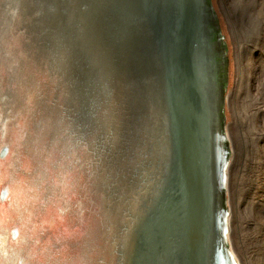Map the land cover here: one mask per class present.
Instances as JSON below:
<instances>
[{"label":"water","instance_id":"water-1","mask_svg":"<svg viewBox=\"0 0 264 264\" xmlns=\"http://www.w3.org/2000/svg\"><path fill=\"white\" fill-rule=\"evenodd\" d=\"M15 1L0 0V39L3 35L11 37L16 50L14 62L20 68L26 67L19 75L11 72L15 91L34 92L26 74L28 65L35 70L56 72L62 61L66 70L63 69L70 72L77 62L92 73L89 64L92 62L82 47L85 41L90 44L88 55L102 61L98 69L93 65L96 71L91 85L83 86L81 112L88 111L91 120L84 123L82 140H76L75 151L67 149L69 154L63 152L64 156L58 157V134L55 146L48 144L47 149L53 151L45 157L54 162L46 168L48 181L50 177L53 183L66 169L74 175L86 170L90 178L97 170L101 172L97 166L105 164L104 158L94 162L97 159L91 153L93 158L89 162L87 155L85 159L77 154L92 144L97 149L96 141L111 138L105 125V130H100L99 126L106 108L102 106L104 97V104L111 102L113 105V99L120 95L119 102L128 104L127 107L134 111V119L141 122L137 124L138 129L143 127L146 134L143 137L147 141L141 144L139 133H136L129 147L124 144L121 155L118 154L130 164L129 168L134 167L123 187V195L130 192V185L135 189L133 193L122 198L117 184L106 188L95 185L85 192L95 199V202L92 199L94 205L89 213L92 224L88 223L83 232L84 238L90 240V244L84 245L88 254L97 258V253L94 255L91 251L93 240L88 232V227L91 231L94 223V242L95 246L99 244L97 250L102 251L101 254L108 253L114 234L116 246L122 236L126 238L125 247L118 248L117 264H232L225 236L229 216L224 184L228 141L220 103L221 100L224 103L228 59L222 48L211 0H65L63 21L60 20L66 30L64 33H58L56 22L52 23V17H46L42 9L43 4L44 7L48 3L55 6L56 0H38V4L32 1L30 7L27 5L23 10H20L22 4ZM10 5L17 7L16 20ZM54 38L56 48L52 44ZM61 42L66 47L62 48ZM2 51L0 46V69H4L5 60L11 54L2 57ZM64 51L71 56L75 52L74 60L64 58ZM54 53L58 62L54 61ZM59 78L62 77L59 75ZM3 83L4 79L0 83V107L3 103L6 108ZM56 101L60 105L63 98L59 96ZM5 118V123L15 121L17 125L20 116L11 121L7 115ZM33 123L28 117L19 125L24 127L23 133L35 134ZM92 123L95 124L93 128L90 127ZM30 138L25 137L24 146L30 143ZM80 144L84 145L82 151H79ZM116 146L115 141L108 151L111 152L112 147L116 150ZM14 149L10 143L0 145L2 170L6 169L2 162L8 156L6 162L10 161ZM35 154L32 150L24 158L23 180L28 181L29 171L34 172L31 162H35ZM134 156L138 158L134 160ZM83 180L80 177L81 183ZM78 184L74 180L69 185L78 187ZM45 186H49L48 183ZM9 194V187H1L0 201ZM19 232L13 225L4 237L15 240ZM46 236L50 238L49 232ZM48 238L45 247L51 242ZM82 244L75 246V251L79 253ZM111 251L113 253V247Z\"/></svg>","mask_w":264,"mask_h":264},{"label":"bare ground","instance_id":"bare-ground-1","mask_svg":"<svg viewBox=\"0 0 264 264\" xmlns=\"http://www.w3.org/2000/svg\"><path fill=\"white\" fill-rule=\"evenodd\" d=\"M32 1L36 4L39 3L38 0H16L15 3L19 2L22 4L20 10H23L27 5V8H29ZM39 1L41 2L42 0ZM64 2L65 0H56L55 6L51 3H48L47 7H44V4L42 6L44 15L52 17L50 18L52 23L53 20L56 22L55 25L58 26V33H60V31L63 33L66 31L61 25V21H63L61 14L64 13L65 9L63 6ZM9 7L12 8L13 13H16L14 14V20H16L18 17L17 7H14V5H10ZM63 26H65V24H63ZM2 37L3 39H0V46L3 49L1 56L4 57L6 54H11L5 60L3 66L4 69H0V83L1 80L4 79L3 86L5 85L6 92L4 97L8 103V107L4 108L2 105L3 103H1L0 107V145L10 143L11 147L14 146L15 149L12 152L10 161L8 160V162H6L8 156L2 162V165L6 169L2 170L0 165V188H3L4 185L10 188V194L7 198L0 201V264H27V262L29 264H117L119 261L117 259L119 253L118 248L121 250L125 247V237L122 236L120 238L118 247L115 244L117 236L115 237L114 234V237L111 238L113 253L110 247L108 253L106 251L101 254L102 251L99 252L97 250L99 244L95 246L93 223L91 231L88 227V232L91 235V240H93L91 241V251L94 252V255L97 253V258L89 255L84 247V245L90 240L84 238L83 232H85L88 223L89 225L92 224V220L90 219L92 215L89 213L92 211L93 203L95 202V199L87 196L88 194H85V192L90 191L95 185H103V187L106 188L112 184H117L119 185L118 189L123 195V187L126 185L125 178L127 175L129 176L134 167L129 168L130 164L125 163L126 161L124 158L118 154H120L121 148H123L124 144L127 143L129 147L130 141L132 138L135 139L136 133H139L138 141L141 144L147 141V139L144 138L146 136L144 128L140 127V129H138L137 127V124H140L141 122H138L137 118L134 119V111L132 112V110L127 107L128 104L125 105L119 102V100H121V98H119L121 97L120 95L113 99V105L111 102H106V104H104L106 101V98L104 97L102 99V106L103 108H106L105 111H103V120L99 123V126L100 130H105L106 127V130H108L107 132L111 133V140L107 139L103 142L96 141V145H98L97 149H95V145L92 144L86 151L77 154L78 156H83L85 159L88 156L87 161L89 162L93 158L91 153H94L93 155L97 159V161L94 162H99L100 158H104L105 164L100 167L97 166L100 168L101 172L97 170L94 176L91 175L90 178V174L87 173L86 170H83V172L81 171V175H74L70 174L69 169H66L60 172L59 177H57L53 183L50 177L48 181L49 175L46 168L54 163L50 162V160H47L45 157L47 154H52L53 151L47 149L48 144L55 146V135L58 134V157H63L64 153L69 154V152L66 151L67 149L71 152L75 151L74 149L77 144L76 140H82L81 137L84 132V123H89L91 120V117L87 116L88 111L84 110V112H81L82 104L80 105V99L83 96L82 92H84L83 86L84 84L87 86L91 85L90 83L94 79L93 76L96 71L95 68L98 69L99 66L102 65V61H98L97 58L95 60L92 54V56L88 55L90 52V44L85 41L82 47L84 50L86 49V57L92 62L89 63L92 67V73L83 69V65L80 66L77 62L73 63L75 65L72 66L70 72L67 70L68 73L62 65L64 64L62 61L59 63V71L55 69L56 72L53 70L47 71L46 69L35 70L28 65L26 74L31 79V86L34 92H17L12 88L14 76L11 72L18 73L19 75V73L21 74L23 67L20 68L18 63L16 64V62H14V56L16 54L14 41L11 37H5L4 35ZM5 41L8 43H5ZM52 44L56 48L55 38L52 40ZM60 46L62 48L63 46L66 47L63 42L60 43ZM74 53L72 54L73 56H71L68 52L64 51V58L74 60ZM54 57H56V60L54 61L58 62L59 60L55 53ZM8 59L9 62L6 63ZM48 61L51 66L52 60L49 58ZM53 66L58 68L56 65ZM25 68L26 67L23 69ZM1 70L3 71L1 72ZM59 75L62 78H59ZM106 91L108 90L106 89ZM65 94H67V97ZM105 95L106 94H104V96ZM59 96L63 98V101H60V105L56 101ZM19 102L21 104H18ZM220 103L221 108L224 110L223 100H221ZM20 108L21 111H19ZM107 110L109 111L108 115H105L104 113ZM9 112L10 114H8ZM16 112L18 113L17 115H15ZM142 113H144V115L147 114L146 110H142ZM6 115L10 121L12 119H17V117L20 116L19 123L17 125L14 124L15 121L13 124L8 121L5 123L7 120V118H5ZM28 117L29 119L34 120V127H31L36 131L35 134L23 133L24 127L19 125L21 122L27 120ZM109 117L110 120H108ZM94 125L95 124L92 123L90 127L93 128ZM36 133H38L37 136ZM224 133L225 138L228 141V134L225 131V127ZM23 134L26 135L23 136ZM27 135L32 137V139L30 138V143L24 146L26 140L25 137ZM115 141L117 143L116 150L112 147L111 152L108 151L109 147L111 148L112 143ZM64 143L65 145H63ZM29 147H32L29 152H32L33 150L34 153H36L35 156H33L35 162H31L34 172L29 171L27 173L28 176L26 177L28 181L25 179L24 181V170L22 167H24L25 164V162H23L24 158H27L29 153L26 149H29ZM62 147H65L66 149L64 151L60 150ZM83 147L84 145L80 144L79 151H82ZM25 152H27L26 156ZM133 158L136 160L138 157L134 156ZM230 158L231 148L228 142L226 168L224 173L226 190L228 186ZM55 171L57 170H54V172ZM78 172L79 170L77 173ZM80 177L84 179L83 183L79 181ZM74 180L79 182L77 185L78 187L69 185ZM88 180H90L89 183L86 182L84 184V182ZM47 183L49 186H45ZM82 187L84 188L82 189ZM129 188H131L132 191L130 189L129 193L125 192L122 198L124 196H129L135 191L133 186L131 187L130 185ZM103 203L105 202L103 201ZM228 211L230 216V210ZM229 216L227 218L228 223L225 229V236L229 242L230 261L232 264H239L230 246ZM13 225L18 227L20 236L15 240H9L5 238L4 235L7 231L9 232V230L13 228ZM48 232L50 238L46 236V234L48 235ZM47 238L51 239V242L45 247V241ZM79 243H83L81 245L83 247H80V249L78 248V253L75 251V246L79 247Z\"/></svg>","mask_w":264,"mask_h":264},{"label":"rangeland","instance_id":"rangeland-1","mask_svg":"<svg viewBox=\"0 0 264 264\" xmlns=\"http://www.w3.org/2000/svg\"><path fill=\"white\" fill-rule=\"evenodd\" d=\"M227 53L226 203L239 264H264V0H211Z\"/></svg>","mask_w":264,"mask_h":264}]
</instances>
